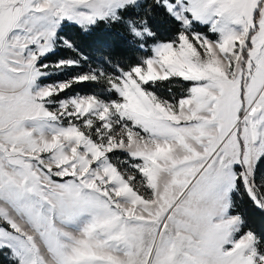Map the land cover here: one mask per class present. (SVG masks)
<instances>
[{
	"label": "snow or ice",
	"instance_id": "6c2138e0",
	"mask_svg": "<svg viewBox=\"0 0 264 264\" xmlns=\"http://www.w3.org/2000/svg\"><path fill=\"white\" fill-rule=\"evenodd\" d=\"M0 264H264V0H0Z\"/></svg>",
	"mask_w": 264,
	"mask_h": 264
},
{
	"label": "trees",
	"instance_id": "16d2710c",
	"mask_svg": "<svg viewBox=\"0 0 264 264\" xmlns=\"http://www.w3.org/2000/svg\"><path fill=\"white\" fill-rule=\"evenodd\" d=\"M97 39H99V40H109L110 38L107 37V36H105L103 33H101V34L97 37ZM176 87H177V89H179L180 85L178 84Z\"/></svg>",
	"mask_w": 264,
	"mask_h": 264
}]
</instances>
